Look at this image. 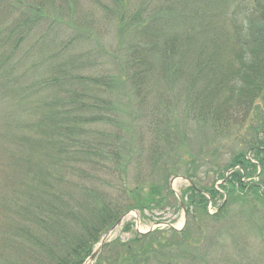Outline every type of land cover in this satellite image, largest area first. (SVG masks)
Listing matches in <instances>:
<instances>
[{"label": "trees", "instance_id": "16d2710c", "mask_svg": "<svg viewBox=\"0 0 264 264\" xmlns=\"http://www.w3.org/2000/svg\"><path fill=\"white\" fill-rule=\"evenodd\" d=\"M159 1L150 13L119 8V50L109 52L96 39L95 21L88 26L79 14L58 15L57 0H0V99L34 117L10 149L20 178L2 195L11 216L0 264H82L124 212L145 215L175 200L172 175L192 181L177 199L186 216L192 208L205 212L207 198L219 192L214 176L223 189L217 215L230 201L243 205L250 196L264 204V0H233V10L224 0H206L229 27L221 22L194 33L220 41L200 44L192 54L187 46L181 63L170 65L180 35L187 31L185 40L194 41L181 19L190 13H160ZM169 1L189 8L194 0ZM170 29H177L172 36ZM185 65L190 71L183 86L178 73ZM179 108L204 134L196 149L174 129ZM219 136L233 138L237 149L230 151ZM23 216H31L32 226L20 221ZM186 226L164 228L167 238L151 230L110 239L93 264L192 262L196 251Z\"/></svg>", "mask_w": 264, "mask_h": 264}, {"label": "rangeland", "instance_id": "374dc122", "mask_svg": "<svg viewBox=\"0 0 264 264\" xmlns=\"http://www.w3.org/2000/svg\"><path fill=\"white\" fill-rule=\"evenodd\" d=\"M67 1L57 0V14L59 15L60 11L61 16H67L70 14L76 16L77 14H79L83 16L79 21L86 22L88 26L91 23L89 21H95L97 30H99L96 34V39L101 46L109 48V52L110 49L113 47H116L117 51L119 50V34L117 32L118 23L116 22V18H114L118 15L120 10L119 8L124 5L125 8H129V12L138 9V7L142 9L147 8L146 12L150 13L151 9L154 7V5L152 6L154 0H118L121 4H118V6L115 3V0ZM204 2H206V0H194L193 3L190 4L191 7L189 8L187 7V5L182 6L171 4L170 1L168 3V0H160L159 3H157L156 5L159 7L160 13L172 12L171 14H174V11L177 10H181V13L189 11L190 15H183L181 19L184 24L188 25L187 30L190 29V36H193L194 33L198 34L200 31L205 29L207 30L212 28L215 30V24L220 25L221 22H223L224 26L229 27L230 23H224L223 19L220 20L221 15L218 18L219 7H217L216 5H212L210 6V8H206L207 6ZM224 4L227 6L226 10L234 9L235 3H233V0H224L223 5ZM107 5H109L110 7L107 8ZM150 6L152 8H150ZM70 7L72 8V13L69 10ZM193 12H195L196 14H193ZM176 20L181 21L180 18H177ZM176 30L177 29H170V36H172V32H175ZM211 30H209V32ZM186 32L187 31L182 33L180 35L181 38L179 37V39L175 41V47L178 48L179 55L175 54L173 58L169 57L165 65H170L171 60L173 61V64H180V50L184 49L187 46L191 48V52H189L192 54L195 48L199 47L198 45L200 44L203 46L210 42L211 46L213 40L218 42L220 41L218 37L213 39V36L209 37L210 39L208 40V42L205 38L202 40L201 36H193L194 41L193 43H191L190 41L185 40ZM165 36L166 38L170 37L167 33ZM23 44L26 47L28 45V43ZM231 46L232 48H234L233 45ZM26 47H23V50H25ZM227 49L228 47L225 48V50ZM109 52L108 54L102 52L105 57V60L110 58ZM233 53L229 52L227 54V56H230V60L233 59ZM156 62L157 66L160 62L162 64V61H160L158 58H156ZM184 67L185 68L179 67L181 73H178L182 76L179 81L180 84L183 86L187 79L185 76H188V72L190 71V69H188L186 65ZM21 70L22 64L19 63L17 66V72L20 73ZM157 73L160 74L159 71ZM36 75H38V73ZM35 79V76H33V79H31V77L29 76L25 78L27 83L32 82ZM159 86L162 90L161 92L165 91L163 85ZM42 99L43 95L41 97V100ZM150 100L153 101L152 98H150ZM177 111L178 112L175 114L177 119L174 118L176 121V128L174 126V129L182 133V137L185 138L183 140H187L184 143L186 144V146H188L190 149H196V146L199 145V141H202L204 137V134L195 128L196 118L187 115V113L184 112L182 108H179V110ZM28 114L29 113H25L19 108L17 109L16 106H9L8 101L0 99V241L5 240L4 236L7 235V227H5V223L7 224L6 218L7 216H11V212L5 209L6 207H8V205H5V203H3V201H6V199L2 197V195L5 194V190L10 189V187H6V185H11L14 188L17 185V178H20V176H18V173L15 172L16 166L13 165L14 163L13 158L11 159L10 149L11 147L16 148V145L13 144L17 142H14V139L17 137V134L26 131L27 125L30 123V121L34 119L32 115L30 116ZM218 141L223 143L226 141L225 145L230 151H235L237 149V145L234 144L233 138L226 137L224 139L223 136H219ZM14 152L18 153V149ZM248 156L253 157V152L249 153ZM231 170L232 168L226 169L224 171V174L226 173L227 175L229 172H231ZM134 172L135 171L131 169L130 175L134 174ZM259 172L260 171H254L253 175H256L257 178ZM224 174L222 173V176ZM259 176L261 179L264 178V173H261ZM171 178H173L171 188L174 192V197L176 199L174 200V198L172 197L170 203L164 205V207H152L150 209L145 210V215H142L137 209L128 210L129 212L125 215L123 221L119 223V225L110 234H108V241L114 238L126 240L131 236L133 231L139 233L140 231L148 230L150 227H154L152 231H157L156 233H160V235L165 234V237L167 238L170 236V231L163 230L164 228L170 227L168 224L165 223L170 221V223H172L179 231L181 228H184L183 226L187 225L186 228L188 232L186 234H188V242L190 244L189 248L191 247V249H194V251H196V260H192V262L190 261L189 263L182 262L181 260L178 264H264V220H262L264 219V204L260 203V199H254L250 196L248 199L249 202L243 205H240V203H235L234 201H230L229 206L227 205V207L223 209L222 214L217 215L218 211H215L218 209V205H220L223 200V194H221V190L223 189L221 188V184L218 182V180H220L221 178L214 176V178L211 177L210 180H212L211 183H214L216 188H219V192L215 193L213 197L209 195L210 197H208L206 200V208L204 207L205 212L198 214L196 212L197 209L192 208L191 210L193 211L191 213H187V216H184V214L186 213H184V210L180 206L177 199L178 195H182V192H184V190L188 187L190 183L185 178H182L177 175H172L168 179L169 186ZM132 181L133 180H130V185H132ZM17 183H19V181ZM141 190H147V186L143 185ZM181 197L183 196H180V198ZM212 216L215 217L213 218ZM218 216H222V218H219ZM23 217L25 219L22 218V220L20 221H23V223L27 221L28 225L32 226L31 216ZM187 218L189 221H187ZM157 221L164 222L156 224L155 222ZM188 222H190V224H188ZM128 223H130V229ZM153 224L155 225L153 226ZM104 234L101 235L103 236ZM96 244L97 242L94 244L93 247H95ZM201 252L202 257L200 255L201 258H198V254H201ZM183 260L187 259L183 258ZM94 261L95 259L86 264H93ZM33 263L48 264L49 262L46 260H41L39 263H35L34 261ZM147 263L159 264L155 263V261ZM160 264L165 263L162 262Z\"/></svg>", "mask_w": 264, "mask_h": 264}, {"label": "water", "instance_id": "95a60500", "mask_svg": "<svg viewBox=\"0 0 264 264\" xmlns=\"http://www.w3.org/2000/svg\"><path fill=\"white\" fill-rule=\"evenodd\" d=\"M177 176H180V177H182V178H185V179H187L184 175H181V174H178ZM174 177H176V176H174ZM172 179L173 178H171L170 179V187H172ZM189 182H191L192 183V181L191 180H189V179H187ZM178 198H179V200H180V202H181V199H180V197H179V195H178ZM182 209L184 210V213H185V208H184V205H182ZM129 212V211H128ZM127 211L126 212H124L121 216H120V218L108 229V231L100 238V240H99V242L95 245V247L93 248V250H92V252L89 254V256H87L86 257V259L83 261V263L82 264H86V263H88V262H90V261H93L94 260V258H95V256H97V253L99 252V250H100V248L103 246V244L108 240V234H110L118 225H119V223H121L122 221H123V218L125 217V215L128 213ZM184 216H186L185 214H184ZM184 220H185V217H184ZM162 222H164V221H157V222H155L156 224H159V223H162ZM166 224H168L169 226H171V227H173V228H176L172 223H170V221L169 222H165ZM155 224H153V226H154ZM154 227H150L148 230H146V231H149V230H152ZM146 231H140V232H146Z\"/></svg>", "mask_w": 264, "mask_h": 264}]
</instances>
